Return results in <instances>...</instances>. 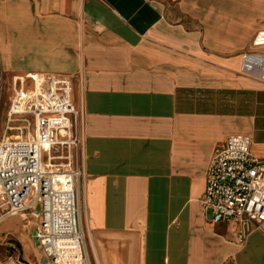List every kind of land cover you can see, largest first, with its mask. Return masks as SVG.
<instances>
[{
	"label": "crops",
	"instance_id": "0c3cea01",
	"mask_svg": "<svg viewBox=\"0 0 264 264\" xmlns=\"http://www.w3.org/2000/svg\"><path fill=\"white\" fill-rule=\"evenodd\" d=\"M262 30L264 0H0V140L24 81L70 79L88 264H264V223L238 243L201 202L228 137L264 160V84L239 74Z\"/></svg>",
	"mask_w": 264,
	"mask_h": 264
},
{
	"label": "built area",
	"instance_id": "2783aa9c",
	"mask_svg": "<svg viewBox=\"0 0 264 264\" xmlns=\"http://www.w3.org/2000/svg\"><path fill=\"white\" fill-rule=\"evenodd\" d=\"M252 46L264 47V30ZM239 74L264 84V55L243 53ZM28 79L32 89H17L7 111L9 130L18 134L0 140V222L32 211L38 220L33 234L38 264H88L76 161L82 109L74 105L67 77ZM250 145L248 138L230 136L213 150L201 201L213 224L236 226L238 243L264 223V160L251 154ZM0 264L28 263L18 254Z\"/></svg>",
	"mask_w": 264,
	"mask_h": 264
},
{
	"label": "rangeland",
	"instance_id": "374dc122",
	"mask_svg": "<svg viewBox=\"0 0 264 264\" xmlns=\"http://www.w3.org/2000/svg\"><path fill=\"white\" fill-rule=\"evenodd\" d=\"M25 89L31 90L33 85L29 80L24 81ZM1 112V111H0ZM7 134L16 135V131H9ZM46 147V144H43ZM81 169V168H80ZM84 175L81 170V178L79 181V193L83 184ZM26 222L17 217L7 218L0 224V262L6 260L8 257H16L18 254L20 258L26 259L30 264L36 262V256L29 253L33 251L35 253V242L32 239L33 225L29 224V221H33L31 217L26 216Z\"/></svg>",
	"mask_w": 264,
	"mask_h": 264
},
{
	"label": "bare ground",
	"instance_id": "6f19581e",
	"mask_svg": "<svg viewBox=\"0 0 264 264\" xmlns=\"http://www.w3.org/2000/svg\"><path fill=\"white\" fill-rule=\"evenodd\" d=\"M11 137H13V138H14V136H13V135H11ZM24 217H25V216H24V215H22V214L18 216V218L20 219V223L22 222V220L24 219ZM25 222H26V221H25Z\"/></svg>",
	"mask_w": 264,
	"mask_h": 264
}]
</instances>
